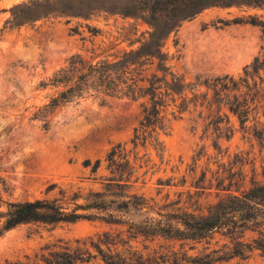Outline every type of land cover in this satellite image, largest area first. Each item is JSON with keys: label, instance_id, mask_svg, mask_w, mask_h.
Listing matches in <instances>:
<instances>
[{"label": "rangeland", "instance_id": "obj_1", "mask_svg": "<svg viewBox=\"0 0 264 264\" xmlns=\"http://www.w3.org/2000/svg\"><path fill=\"white\" fill-rule=\"evenodd\" d=\"M27 1L0 0V211L9 203L55 200L60 189L76 191L82 198L104 193L105 179L112 177L106 158L114 148L118 163L124 162L121 156L129 160L130 192L144 196L155 212L162 214L178 210L202 214L227 194L264 184V105L256 114L262 123L258 128L261 139L254 133L256 116L242 129L229 115L235 133L227 140L207 129L217 108L210 113L190 104V85L214 100L206 82L227 75L238 80L245 68L264 54V25L248 23L252 19L264 22V8H212L170 36L165 51L173 70L188 85L185 95L189 104L180 113L182 99L177 97L168 108L165 130L135 146V129L143 118L142 101L109 99L102 103L84 98L58 110L46 129L34 114L54 94V90H42L40 84L70 57L116 61L139 47L136 41L146 36L149 26L142 20L102 12L84 19L48 18L5 29L9 10ZM237 19L244 23L234 24ZM260 77L264 79V72ZM220 112L228 114L226 107ZM98 159L101 168L93 173ZM87 160L91 161L89 167L85 166ZM127 229L102 220L21 225L0 237V264H27L28 257L34 259L46 246L73 244L105 231ZM146 243L166 244L177 251L182 246V252L190 256L202 247L193 251L190 242ZM143 244L139 239L134 246L142 248ZM221 264H264V257L255 254Z\"/></svg>", "mask_w": 264, "mask_h": 264}, {"label": "trees", "instance_id": "obj_2", "mask_svg": "<svg viewBox=\"0 0 264 264\" xmlns=\"http://www.w3.org/2000/svg\"><path fill=\"white\" fill-rule=\"evenodd\" d=\"M241 6L264 8V0H29L9 10L11 16L5 29L15 30L48 18L84 19L102 12L147 24L150 30L136 41L139 47L125 52L116 61L95 62L81 55L70 57L40 84L42 90L51 89L54 94L34 114L46 129L58 110L84 98L102 103L109 99L142 101L143 118L133 138V144L138 146L140 141L145 142L157 131L165 130L168 108L176 103L177 97L182 99L180 113L189 104L185 95L188 85L173 70L165 51L167 40L185 22L206 10ZM233 23L244 21L237 19ZM248 23L264 25L256 19ZM261 72H264V54L255 58L238 80L227 75L214 79L213 83L206 82L214 92L211 101L206 94H198L196 85H190L193 96L190 104L210 113L217 108L216 116H210L207 129L216 131L218 138L230 140L235 133L229 115L238 120L242 129H247L249 118L259 114L264 105ZM222 107H226L228 114L221 115ZM253 121L256 122L254 133L261 139L258 128L262 123L257 116ZM117 151L114 148L106 158L112 177L105 179L104 193L82 198L76 191L60 189L59 198L52 201L9 203L5 211H0V237L31 223L55 225L102 220L128 226L126 231H105L75 240L73 244L46 246L34 259L28 257L27 264H221L238 258L249 259L255 254L264 257V184H255L238 194H227L202 214L180 210L162 214L155 212L144 196L130 192L132 169L129 160L121 156L122 149L118 156L124 162H117ZM101 165L102 160H96L92 172L97 173ZM85 166H91V161L87 160ZM80 199L85 203H79ZM217 237L220 239L213 243ZM139 239L144 242L142 248L134 246ZM157 240L190 242L193 251H198L199 245L202 247L190 256L182 252V246L177 251L166 244L149 246L146 243Z\"/></svg>", "mask_w": 264, "mask_h": 264}]
</instances>
